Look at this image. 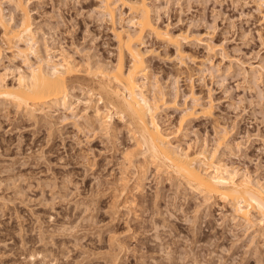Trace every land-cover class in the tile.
<instances>
[{
  "label": "rangeland",
  "instance_id": "rangeland-1",
  "mask_svg": "<svg viewBox=\"0 0 264 264\" xmlns=\"http://www.w3.org/2000/svg\"><path fill=\"white\" fill-rule=\"evenodd\" d=\"M23 1L41 43L77 66L70 102L82 130L62 109L30 116L0 99V264H264L262 225L235 220L229 203L206 202L166 168L150 164L128 123L91 100L88 87L99 79L115 85L97 66L110 70L118 57L100 1ZM256 1L148 0L161 28L194 35L184 43L194 61H186L195 92L212 101V119L180 126L191 100L189 83L175 84L178 67L163 59L175 50L152 36L144 50L159 51L147 64L167 100L178 90V106L157 112L172 142L215 151L228 175L264 189V73H253L264 67V20ZM4 8L18 20L9 2ZM119 13L130 27L129 11L120 6ZM14 59L4 51L0 64L10 86L19 69L26 71Z\"/></svg>",
  "mask_w": 264,
  "mask_h": 264
},
{
  "label": "bare ground",
  "instance_id": "bare-ground-1",
  "mask_svg": "<svg viewBox=\"0 0 264 264\" xmlns=\"http://www.w3.org/2000/svg\"><path fill=\"white\" fill-rule=\"evenodd\" d=\"M4 1L9 2L13 6V11L19 14L18 20L12 14L7 15ZM99 1L104 17L111 24V32L117 42L118 57L110 70L104 64L97 66V71L106 74L104 77L113 80L115 85L108 80L99 79L88 87L91 100L97 98L106 109L109 108L108 111L114 110L113 113L107 114V118L114 114L120 121L128 123L129 132L136 140V145L143 149L142 154L150 158V164L157 168H166V171H170L174 177L190 187L192 192L203 196L206 202L217 200L229 203L234 209L235 220L249 226L264 227V189L261 186L253 185L246 180L236 181L234 176L228 175L227 168L216 158L215 151L210 152L201 148L193 152L175 145L171 136L157 121V112L162 106L177 105L178 90L175 89L173 100L168 101V94L148 67L147 58L159 55V51L152 48L144 50L146 36H152L164 46L175 50V54L165 55L163 59L178 67L173 70L175 84L182 78L189 83L188 96L191 104L183 108L179 119L180 126L191 120L213 118L212 101H206L195 92L193 85L195 75L186 61L187 59L194 61V57L187 54L184 46V43L195 41L194 35L185 32L174 34L168 27L161 28L152 18L155 10L153 11L148 0ZM256 2L264 20L262 13L264 0ZM118 5L129 11L131 28L125 27L124 13L118 14L120 7ZM36 30L23 0H0V64L3 52L7 51L26 68V71L19 69L16 83L12 86L0 76V99L13 101L17 109L23 108L30 116L37 112L42 114L45 110L51 113L62 109L71 115L67 118L69 123L82 130L80 122L72 116L70 102V85L77 78L75 76L77 66L66 54L61 53L62 58L56 56V51L54 52L48 42L43 41L44 39L42 44ZM205 46L209 51L214 49L210 45ZM256 69L253 72L255 76L261 74V71L264 73V67L258 65ZM43 106L45 109H41ZM48 114L46 113V116ZM98 114L97 111V118L100 117ZM224 138L225 135L222 134L220 139Z\"/></svg>",
  "mask_w": 264,
  "mask_h": 264
}]
</instances>
